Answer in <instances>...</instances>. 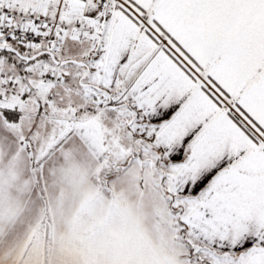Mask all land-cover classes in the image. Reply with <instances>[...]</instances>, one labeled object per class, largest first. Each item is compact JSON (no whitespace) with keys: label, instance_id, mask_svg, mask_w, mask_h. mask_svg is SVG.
Here are the masks:
<instances>
[{"label":"snow or ice","instance_id":"1","mask_svg":"<svg viewBox=\"0 0 264 264\" xmlns=\"http://www.w3.org/2000/svg\"><path fill=\"white\" fill-rule=\"evenodd\" d=\"M0 264H264V0H0Z\"/></svg>","mask_w":264,"mask_h":264}]
</instances>
